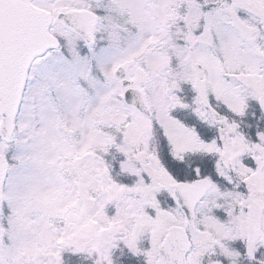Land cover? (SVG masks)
Returning <instances> with one entry per match:
<instances>
[{"label":"snow or ice","instance_id":"obj_1","mask_svg":"<svg viewBox=\"0 0 264 264\" xmlns=\"http://www.w3.org/2000/svg\"><path fill=\"white\" fill-rule=\"evenodd\" d=\"M5 182L0 264H264V0H0Z\"/></svg>","mask_w":264,"mask_h":264},{"label":"rangeland","instance_id":"obj_2","mask_svg":"<svg viewBox=\"0 0 264 264\" xmlns=\"http://www.w3.org/2000/svg\"><path fill=\"white\" fill-rule=\"evenodd\" d=\"M71 132L72 130L69 129ZM82 137V136H81ZM73 148L76 152L81 153V155H78V159L75 161H78L82 159V155L86 153V147L89 145L91 147L90 141L82 137V139L79 142H75L72 144ZM72 145H68L66 149H68L70 152L72 151ZM65 149V150H66ZM71 154V153H70ZM138 157H134L133 161L132 159H129L124 162L123 167L127 171H135V159ZM66 165L69 169H73L71 167V164L66 162ZM76 167V166H75ZM72 175L69 174L68 178H71ZM70 180V179H69ZM66 181V180H65ZM82 178L80 180H74L73 182L70 181L69 183H81ZM35 185H36V191L40 193L43 197L48 199L52 205L60 210L68 217L67 220H65L64 223L59 224L61 227L59 229H55L56 231L65 233V234H73V230L75 227V221L81 219L84 209L80 206V203L78 200L72 198L70 194H67L62 188L57 187L55 185H49L43 177L40 175L35 176ZM65 194V195H64ZM13 190L10 188L8 183L6 184V192L5 196L7 198H13ZM8 224L11 225L10 234L13 236H17L19 232L24 231V226L21 222V218L17 215L15 211L12 212L11 215L7 217ZM39 243L42 247L46 246L48 241L46 238L39 239L35 242H25L24 247L26 249H31L34 246V243ZM12 254L15 257L17 264H22V257L18 254V250L12 249Z\"/></svg>","mask_w":264,"mask_h":264},{"label":"water","instance_id":"obj_3","mask_svg":"<svg viewBox=\"0 0 264 264\" xmlns=\"http://www.w3.org/2000/svg\"><path fill=\"white\" fill-rule=\"evenodd\" d=\"M0 195H3V191H2V193H0Z\"/></svg>","mask_w":264,"mask_h":264}]
</instances>
